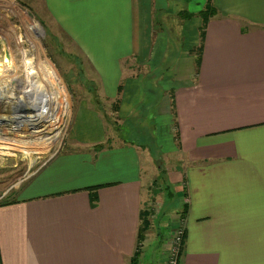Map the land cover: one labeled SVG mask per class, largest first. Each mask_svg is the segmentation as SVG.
<instances>
[{
	"label": "crops",
	"instance_id": "0c3cea01",
	"mask_svg": "<svg viewBox=\"0 0 264 264\" xmlns=\"http://www.w3.org/2000/svg\"><path fill=\"white\" fill-rule=\"evenodd\" d=\"M40 2L86 59L89 97L65 148L0 204V264H129L140 211L138 255L157 238L161 259L179 217V264H264V0H209L203 26L185 15L162 65L155 0Z\"/></svg>",
	"mask_w": 264,
	"mask_h": 264
},
{
	"label": "rangeland",
	"instance_id": "374dc122",
	"mask_svg": "<svg viewBox=\"0 0 264 264\" xmlns=\"http://www.w3.org/2000/svg\"><path fill=\"white\" fill-rule=\"evenodd\" d=\"M11 1L26 11L30 17L29 24L31 21H36L40 28L37 31L35 27L29 29L28 34L30 38H28L29 35H27L25 27H23L21 17L17 16L14 12H10L8 7L3 5L2 0H0V23L4 25L5 31L9 29V26L14 29V33L11 34L9 39L11 47L14 45V49L12 48L13 59L20 58V55L22 57L20 49L16 48L13 42L19 36L21 39L19 45L24 50L23 52H25L24 58L26 62H30L29 58L40 57V62L41 60H47V63L54 70L55 77L57 76L60 81L61 93L56 97V100L58 101V98L61 100L59 103V107L61 108L58 111V118L53 114L49 115L50 119L47 120H45L46 110L43 107L38 109L36 115L41 116L44 113L42 117L44 121L41 123L36 121L33 131H31L33 127L27 128V132L25 133L27 135H24L21 139L13 138L12 140H7L4 138V142L8 145L0 143V201L14 199L20 187L26 183L36 168L54 152L65 148L64 143L68 138V129L74 116L73 113L76 106L83 99L89 97L86 93L87 86H90L87 83L90 71L86 59L76 49L73 39L68 37L62 29H59L58 24L44 11V6L42 7L40 0ZM154 5L155 8L152 12V28H154L155 33L154 43L157 45L165 43L167 46L164 52L167 59H161L160 65H162L164 63L167 64L168 59L173 58L177 53L176 49H178L180 44V24L182 18L198 13L201 15L208 11L207 6H211V4L209 0H155ZM33 29L34 31H32ZM31 41H33V44H31ZM5 43L6 45H10L6 41ZM4 45L3 42H0V60L2 59L3 52L6 50ZM39 48L42 51L41 53ZM4 55L8 57L7 54ZM160 65L156 66L155 69H158ZM39 66L40 64L37 68H32L38 70ZM24 67L22 68V72L30 70L26 66ZM15 68L18 69L17 66ZM46 69L48 71V68ZM18 70L20 72V69ZM43 70L45 71V68ZM20 75H22L21 72ZM156 91L157 89L150 90V96L154 98ZM55 105L57 104L55 103ZM148 144L151 146L150 142ZM154 169L157 173H164L163 160L157 159L156 156L154 158ZM163 176L157 175L158 178L151 181L150 189L153 191H169L168 188L170 187L168 184L167 186L164 185ZM164 195L163 199L167 200V202L164 200L165 202L163 201L161 208L158 206L160 211L156 212L152 219L154 230L162 236L166 235L169 224L166 205L169 200L171 202L176 200V196L173 193L171 195ZM170 209L168 208V210ZM159 252V240L154 238L151 243L142 248L138 259L140 258L141 264H154ZM161 260L163 259L159 258L157 261ZM177 264H179V261Z\"/></svg>",
	"mask_w": 264,
	"mask_h": 264
},
{
	"label": "bare ground",
	"instance_id": "6f19581e",
	"mask_svg": "<svg viewBox=\"0 0 264 264\" xmlns=\"http://www.w3.org/2000/svg\"><path fill=\"white\" fill-rule=\"evenodd\" d=\"M2 4L9 7L10 12H14L17 16L21 17V22L23 24V27H25V31L28 34L29 29H32L33 27L36 28V31L39 30V25L36 21H31L30 24L28 23L30 21V17L26 13L25 10L19 8L15 3H13L10 0H2ZM11 7V8H10ZM20 20V19H19ZM31 31V30H30ZM34 31V29L32 30ZM14 33V29L9 26L8 30H4L0 32V36L2 35L7 44L9 49H10V55H11V60L13 61L14 65L17 66L18 69H20L21 72V77H22V86H21V91L20 95L21 97L25 100L27 104H31V107L33 109H36L34 112H28L24 113V118L25 120H35L39 123L43 122L42 117L44 116V113L41 116L36 115L38 113V109H41L43 107L44 110H46V119H50V116L55 114V117L58 115L59 111V103L61 100L58 101L56 100V97L59 96L61 93L60 91V81L58 80V77H55V72L51 68L50 64L47 63V60H41L40 62V57L38 58H29L30 62L25 61V52L24 50L21 49L19 43H20V37H16L15 40L13 41L15 43L16 48L18 47L22 54V57L20 55V58L18 59H13L12 56V48H11V41H9L11 34ZM14 37V36H13ZM30 38V35L28 36ZM39 42V41H38ZM31 44H33V41H31ZM38 46V45H36ZM39 47V46H38ZM40 49V48H39ZM40 49V53H41ZM36 53V52H35ZM17 54V53H16ZM37 54V53H36ZM18 55V54H17ZM19 57V56H18ZM36 57V56H35ZM43 59V58H42ZM34 63H36L34 65ZM39 69L34 70L32 67L37 68L38 65ZM26 66V68L30 69L29 71H23L22 68ZM25 68V67H24ZM45 68V71L43 70ZM48 68V71L47 69ZM45 75H44V73ZM61 97V96H60ZM55 103L57 105H55ZM46 107V108H44ZM50 115V116H49ZM48 117V118H47ZM51 128V127H50Z\"/></svg>",
	"mask_w": 264,
	"mask_h": 264
},
{
	"label": "built area",
	"instance_id": "2783aa9c",
	"mask_svg": "<svg viewBox=\"0 0 264 264\" xmlns=\"http://www.w3.org/2000/svg\"><path fill=\"white\" fill-rule=\"evenodd\" d=\"M3 30H4V25L0 23V32ZM5 41H6L5 38L1 35L0 42H3V44H5L4 46L6 47V50L3 52L2 59L0 60V92L13 91L14 88H19V90H21V86H22L21 75L19 70L15 68L13 61H11L10 49L8 45H6ZM11 48L14 49V45ZM4 54H7L8 57H6ZM29 122L36 123V121L33 119L29 120ZM26 123L27 121L22 122V124H26ZM13 126L14 125H7L5 127L3 126L0 127L1 144L8 145L6 142H4L3 140L4 138L7 140H12L13 138L21 139L24 135H27L25 134L27 132V129L24 128L21 129L20 126L18 128H15ZM2 127L5 128V130ZM34 129L35 127L31 128V131H33ZM183 238H184L183 220L182 218L178 217L176 224L168 232V235L165 239L167 247L164 249V255L161 258L163 260L157 261L155 262V264H177L178 256L180 254V250L183 243Z\"/></svg>",
	"mask_w": 264,
	"mask_h": 264
},
{
	"label": "water",
	"instance_id": "95a60500",
	"mask_svg": "<svg viewBox=\"0 0 264 264\" xmlns=\"http://www.w3.org/2000/svg\"><path fill=\"white\" fill-rule=\"evenodd\" d=\"M34 111L36 109H33L31 104H27L19 94V88H14L13 91L0 92V127L7 125H14L15 128L20 126L21 129L35 127L36 123H31L24 118V113ZM21 121H27V123L22 124ZM3 129L5 130V128Z\"/></svg>",
	"mask_w": 264,
	"mask_h": 264
},
{
	"label": "trees",
	"instance_id": "16d2710c",
	"mask_svg": "<svg viewBox=\"0 0 264 264\" xmlns=\"http://www.w3.org/2000/svg\"><path fill=\"white\" fill-rule=\"evenodd\" d=\"M207 7H208V11L202 13V26L204 25L207 15L210 14L211 11H213L211 6H207ZM9 201H12V200H2L0 201V204L7 203ZM183 211H184V206L181 209V213ZM147 214H148V211L145 212V215H143L142 211H140L141 221L138 226L137 233H136V242H135L134 250H133L132 255H130L129 257V264H135L137 261L138 254L140 252L141 240H142L141 232L143 231V228L148 224V221L146 219Z\"/></svg>",
	"mask_w": 264,
	"mask_h": 264
}]
</instances>
